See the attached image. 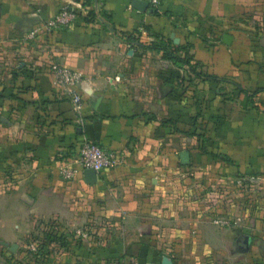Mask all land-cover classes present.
Instances as JSON below:
<instances>
[{
	"label": "crops",
	"instance_id": "obj_1",
	"mask_svg": "<svg viewBox=\"0 0 264 264\" xmlns=\"http://www.w3.org/2000/svg\"><path fill=\"white\" fill-rule=\"evenodd\" d=\"M63 6L77 13L72 25L26 39ZM90 10L94 22L84 19ZM134 30L143 46L122 40L121 32ZM155 36L191 43V63L219 83L147 48ZM53 65L84 75L78 109ZM83 139L121 157L95 184L58 175L61 156ZM212 154L233 164L214 162ZM188 170L264 174V0H161L144 12L132 0H0V264L36 220L81 217L73 200L80 185L106 189L98 211L126 220V228L107 233L109 246H49L40 264H264V211L251 223L261 245L248 235L249 249L240 252L244 235L220 232L199 211L181 212L185 193L168 189L173 178L186 183ZM119 232L123 242L112 239Z\"/></svg>",
	"mask_w": 264,
	"mask_h": 264
},
{
	"label": "rangeland",
	"instance_id": "obj_2",
	"mask_svg": "<svg viewBox=\"0 0 264 264\" xmlns=\"http://www.w3.org/2000/svg\"><path fill=\"white\" fill-rule=\"evenodd\" d=\"M214 162H221V160L217 159ZM218 170L213 171L212 175L203 174L202 176H197L188 170L184 173L187 182L178 185L177 179L173 178L171 188L168 190H172L173 196L182 197V194L185 193L186 197L181 200L183 203L179 206L182 213L199 211L208 218V222L217 226L220 232L225 229L235 230V235L238 237L250 235L253 246H260L261 239L257 236L251 223L253 218H257L258 214L264 211V174L249 177L241 173ZM72 182L75 183L74 180ZM181 185L186 186L185 189ZM73 190L75 213L81 214L84 211V214L72 221L66 217L36 220L35 230L15 242L11 257L7 258H10V264H17L18 256L22 258L23 253L34 260L32 254L35 253L36 246H40L42 243L44 246H61L62 238H66V246H91V248L109 246V243H104L107 238L111 237L107 233L113 229L116 231L122 227L126 228V220L110 219L99 212L103 210L102 199L99 196L104 195L107 192L106 189L80 185L75 186ZM106 195L109 196V193ZM243 212L249 213V216L243 218ZM140 221L145 224L147 220ZM172 221L169 220L165 224L169 227L173 224L170 228L174 230L175 222ZM187 221H190V218ZM186 224L190 223L186 222ZM192 233L190 232V234ZM135 237L138 240L145 239V242L151 240L148 236L137 235ZM162 237L164 236H159V238ZM113 238L123 242L126 235L119 232L115 233ZM8 250L5 248V253ZM124 258L125 253H123ZM123 263L124 261L121 262V264Z\"/></svg>",
	"mask_w": 264,
	"mask_h": 264
},
{
	"label": "built area",
	"instance_id": "obj_3",
	"mask_svg": "<svg viewBox=\"0 0 264 264\" xmlns=\"http://www.w3.org/2000/svg\"><path fill=\"white\" fill-rule=\"evenodd\" d=\"M144 1L148 2L151 8H158L161 2V0ZM76 17L75 10L63 6L53 18L44 24L33 27L26 35V39H34L42 32H48L61 26L68 27L75 22ZM52 70L56 83L68 89L71 100L78 109L81 105L78 87L85 81L84 75L78 70L62 65H53ZM120 162L121 157L118 153L105 150L97 143L83 139L76 154L57 162V171L64 181L71 182L78 177H82V172L85 169H93L99 177L102 171L113 168Z\"/></svg>",
	"mask_w": 264,
	"mask_h": 264
},
{
	"label": "trees",
	"instance_id": "obj_4",
	"mask_svg": "<svg viewBox=\"0 0 264 264\" xmlns=\"http://www.w3.org/2000/svg\"><path fill=\"white\" fill-rule=\"evenodd\" d=\"M102 16L111 21V16H109V14L103 12ZM84 19L87 22H94L97 20V15L93 10H90L86 13ZM138 33L139 31L136 30H134L133 32H121V38L130 47H133L135 44L141 45L139 42V38L137 37ZM146 47L158 53H161V58L170 61L173 65L179 67L186 66V69L189 70L191 74H193L196 78L202 79L201 81L203 82H215L218 84L220 81V79L215 75L205 74L201 70H197L198 64L196 62L191 63L192 56L189 51L192 48V44L189 42H186L183 45H176L173 44V42L169 39H163V37L155 36V38H152V41ZM79 146L80 144H78V146L75 145L74 148H72V152L61 156L60 160L76 154ZM212 156L214 158L220 159L225 163L233 164V161L226 155L212 154ZM62 242L63 243L61 244V247H67L66 238H62ZM51 250L52 249H50L49 246H44V244L42 243L40 246H36L35 253L32 254L34 260L32 258H29L27 255H24L22 257V260H24L27 264H40L41 260L43 262V260L47 258ZM26 251L28 252V250ZM9 259L8 264H10ZM17 264H19V262Z\"/></svg>",
	"mask_w": 264,
	"mask_h": 264
},
{
	"label": "water",
	"instance_id": "obj_5",
	"mask_svg": "<svg viewBox=\"0 0 264 264\" xmlns=\"http://www.w3.org/2000/svg\"><path fill=\"white\" fill-rule=\"evenodd\" d=\"M132 6L141 12H144L150 8L148 2L144 0H132ZM231 39H232V36L227 33H224L222 35V41L226 44H229ZM81 84H82L83 89L87 90V87H88L87 82L84 81ZM180 158H181L182 163L189 162V154L187 152H182L180 154ZM82 177H83L84 182L88 184H95L98 180V174L93 169L83 170ZM249 240H250V237L248 235L243 236V239H242L243 246L239 247L240 252H244L249 249ZM169 262L170 261L167 258H163V263L169 264Z\"/></svg>",
	"mask_w": 264,
	"mask_h": 264
}]
</instances>
